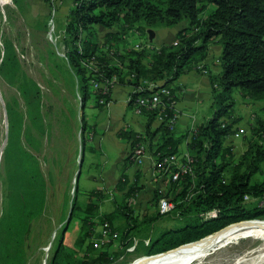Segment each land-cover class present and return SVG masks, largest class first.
<instances>
[{
  "label": "trees",
  "instance_id": "16d2710c",
  "mask_svg": "<svg viewBox=\"0 0 264 264\" xmlns=\"http://www.w3.org/2000/svg\"><path fill=\"white\" fill-rule=\"evenodd\" d=\"M73 1L74 9L66 18V32L61 44L69 71L74 75L81 110L90 101H93V108L103 109L111 102L116 85L129 86L132 89L129 107L134 111L140 108L147 123L145 133L127 130L119 133L129 144L130 153L114 189L115 193L123 194L122 201L115 203L112 212L100 213V202L106 195L103 190L94 189L86 194L85 201L79 200L77 182L71 204L72 219L77 218L82 224L80 246L86 240L89 243L84 255L81 256L80 249L69 254L62 245V234L50 264H113L115 259L110 258V253L114 241H110L104 251L98 252L95 248L97 242L94 240L103 237L97 228L105 223L109 224L110 238L115 240L119 232L120 244L128 247L134 237H140L145 230L149 233L163 218L185 219L183 227L162 232L144 247L146 255L155 256L212 237L235 227L236 223L264 219V205L251 208L245 205L249 199L264 200V116L256 113L248 128L250 134L244 135L247 149L240 156L235 155L233 147L226 145L237 126H241L242 119L236 117L235 91H240L247 105L264 103V0ZM211 7L214 11L207 14ZM183 22H188V26L177 34L172 44L129 46L128 37L134 32L145 35L149 29L174 28ZM96 26L111 30L103 44L99 42ZM214 44L222 47L218 72L211 71L205 64ZM6 45L8 52L0 64V72L13 85L17 83L20 65L12 46ZM193 71H202L209 77L212 88L210 116L178 137L177 112L172 104L179 98L172 86L181 76ZM162 82V86L149 89ZM95 83L99 88H95ZM26 85H21V89L28 112L34 127L42 131L40 99L29 95ZM164 88L169 90V96L161 94L162 102L167 106L163 113L161 109L140 107L139 100L152 98ZM32 103H36L34 108ZM260 111L264 113V106ZM159 115L164 118L160 125L157 123ZM7 117L9 135L4 152L9 202L5 216L0 219V242L17 247L18 241L22 242L32 222L44 210L47 186L37 158L23 146V137L29 138L31 130L25 131V120L17 111L16 102L8 104ZM80 123L85 133L88 128L85 116H81ZM186 141L188 155L181 156L180 147ZM140 147L144 148L145 154L151 152L154 170L164 158L175 155L189 169L185 173L180 171L177 181H172L168 173L166 177L157 175L153 199L156 211L151 216L136 215L129 202L142 190L139 181L132 182L127 173L136 165L134 152ZM188 158L192 162L189 163ZM169 171L179 170L171 167ZM256 175H263V180L254 182ZM162 200L175 204L170 215L160 213ZM213 212L217 213L216 217H206ZM117 222H123V225L117 227ZM0 257L2 264H18L20 256L16 251L9 257L6 253Z\"/></svg>",
  "mask_w": 264,
  "mask_h": 264
},
{
  "label": "rangeland",
  "instance_id": "374dc122",
  "mask_svg": "<svg viewBox=\"0 0 264 264\" xmlns=\"http://www.w3.org/2000/svg\"><path fill=\"white\" fill-rule=\"evenodd\" d=\"M43 1H46L45 3L49 5L47 6V16L42 20L30 18L29 21L28 18L26 19L25 11L20 8L17 9L15 6L20 7L21 0H13L11 5L4 7L3 13L0 12V48L2 50L0 64L5 53L8 52L6 47L8 43L15 51L20 65V71L16 76V84H10L0 72V219L5 216L9 202V180L4 152L9 135L8 104L14 105L15 102L17 103V111L25 120V131L28 128L31 130L29 138L23 137V146L27 152L37 158L47 186L44 210L32 222L30 231L21 240L22 242L18 241L17 247L0 242V255L6 253L9 257L10 254L16 251L19 252L21 258H18V264H50L54 252L61 242L62 234V245L68 249L69 254L80 249L81 256L84 255V250L89 243L86 240L82 246L79 244L82 224L77 218H73L67 228L65 226L75 193L80 158L81 105L77 102L78 95L74 88V75L69 71L62 44L58 38L59 35H57V10L64 0ZM213 11L214 7H211L207 14ZM153 31L155 32H152L151 29L148 30L152 42L162 46L174 38L173 34L176 29L155 28ZM98 39L100 44L105 42H103L104 35H99ZM24 83L27 84L26 88L29 95L35 96V99L38 97L40 99L38 101L39 111L44 124L42 131L37 129L38 127H34L33 119L28 112V105L21 89V85H24ZM37 89L39 91H36ZM234 96L237 102L236 109L238 110L236 117L238 116L242 120L241 126H237L236 132L226 140V145L233 147L235 155L240 156L247 149L244 135L250 134L248 128L254 122L256 113L264 116V113L260 111L264 103H260L258 106L247 105L239 90L235 91ZM35 106L36 103L33 104L32 108ZM94 110L100 111L98 108ZM92 112L94 111L88 107L87 115H91ZM87 121H92V119L88 118ZM110 139V137L107 140L102 139L106 149L104 159H102L103 162L99 164L98 158L94 160L92 176H95L96 179L85 177L88 167L83 170L78 188L79 200L81 201L86 200V194L94 189H99V186H101L98 177L99 172H102L101 166L105 164L108 169H111L121 154L120 148L114 147L115 142L112 143ZM115 174V182H108V185L113 187L120 181L122 172L116 171ZM131 178L133 179V176ZM262 180L263 175H256L253 178L254 182H261ZM102 185L105 187L104 184ZM103 191L106 195L100 202V213H110L114 210L115 203L122 201L123 194L115 193L112 188H104ZM145 191L142 194L148 193L150 195L151 189L149 186ZM245 205L248 208L262 207L264 200L259 198L249 199ZM130 206L136 215L143 216L140 204L133 201ZM209 216L215 217L216 215L213 212ZM262 221L264 219L254 220L236 226L237 230L234 227L212 236L210 238H220L229 234L226 240L214 245L202 244L195 246L197 243L188 245L182 253L175 255L166 264H234L238 258L248 256L264 248V228L250 232V224ZM185 223V219L175 218L174 220L169 216V218L163 219L154 226L153 232L149 231L148 233V230H145L140 234V237H134L133 243L128 247H123L120 244L121 233L118 232L119 235L115 240L109 236L107 238L103 236L99 241L94 240L97 242L95 248L98 249V252L104 251L108 243L114 241L115 246L110 253V258L115 259L113 264H161L165 257L174 254L175 251L150 257L146 255L144 247L149 246L162 232L183 227ZM116 225L117 227L122 226L123 222H117ZM234 229L236 233L232 235ZM97 230L98 233L102 234L103 226H99ZM63 231L64 233H62ZM0 264H2L1 257Z\"/></svg>",
  "mask_w": 264,
  "mask_h": 264
},
{
  "label": "crops",
  "instance_id": "0c3cea01",
  "mask_svg": "<svg viewBox=\"0 0 264 264\" xmlns=\"http://www.w3.org/2000/svg\"><path fill=\"white\" fill-rule=\"evenodd\" d=\"M22 4L20 7L17 5V9H23L25 18L29 19H39L42 20L47 16L48 9L46 1L43 0H21ZM63 4L57 10L58 11V32L57 35L59 40L62 41L64 39V35L66 32V18L74 9V1L73 0H64ZM29 13V14H28ZM188 26V22H183L179 26L173 28L176 29L174 38L168 41L166 44H172L177 34L185 29ZM42 28V27H41ZM98 30V36L104 35V41H106V35L111 32V30L96 26ZM152 32L154 29H151ZM169 30V29H165ZM150 32V31H149ZM148 30L145 35H141L140 33H132L128 37L129 46L136 47L140 44L160 47V45H156L152 42L151 36L148 35ZM152 34V33H151ZM154 34V33H153ZM102 40V38H101ZM145 41V43H143ZM102 42V43H103ZM105 43V42H104ZM164 45V44H163ZM62 48L64 49L63 45ZM62 49V50H63ZM222 55V47L218 44H214L211 46V51L208 59L205 64L209 66L210 70L213 72H218L219 68L217 67L219 58ZM176 89V95L179 100L176 103V112L178 116L177 122V136L180 137L187 133L189 129L195 127L197 125L202 124L209 118L210 108L212 103V88L210 84V80L207 74L200 71H193L188 74H185L179 78V80L172 86ZM132 89L129 86H120L116 85L113 88L112 99L111 102L100 111L94 110V104L92 101L88 102L85 110H81V116H85L86 120L92 119V121H87L88 128L83 131L81 127L80 135V158L78 163V171H80L78 182L83 174V170L88 167L87 173L85 177L87 179L95 178L93 175L92 166L94 165V160L98 158L99 164L103 162L105 154V147L103 145L102 139L105 138L107 140L110 137L112 143L115 142L114 147H118L121 150L120 156L116 159L115 165L112 166L111 169L107 168V165L104 164L102 167V172H99L98 177L100 178L101 186H99L100 190L104 188H112L115 189L118 185V182L113 187L112 185H108V182L114 181L116 178V171L123 172L124 171V161L128 157L130 153L129 144L120 138L119 133L122 130L134 131L137 133H145V126L147 123L146 117H144L141 113H138L137 110L134 111L130 109L129 103L131 98ZM88 107L92 109L91 115H87ZM80 116V118H81ZM108 117V119H107ZM90 133V134H89ZM90 136V138H89ZM90 139V141H89ZM157 138L155 142H157ZM83 142L85 144H83ZM189 142V138H188ZM181 156L188 155V146L187 141L183 143L180 147ZM154 158L151 152H146L145 158L140 165H134L129 168L128 174L129 179L133 182L139 181V185L142 187L141 192L138 194L136 199L131 200L130 202L141 205L142 214L151 216L155 213L156 209L153 206L154 193L156 188V177L157 174L154 170L155 166ZM78 173V172H77ZM77 176V175H76ZM133 176V179L131 178ZM96 179V178H95ZM119 180V179H118ZM105 187H103V185ZM147 186L150 187L151 193L142 194L146 192ZM138 200V201H137ZM106 214V213H102ZM141 214V215H142ZM174 220L175 218L172 217ZM167 219V218H163ZM159 220L156 225L162 221ZM155 225V226H156ZM154 227V226H153ZM154 229V228H153ZM153 229L151 232H153Z\"/></svg>",
  "mask_w": 264,
  "mask_h": 264
},
{
  "label": "built area",
  "instance_id": "2783aa9c",
  "mask_svg": "<svg viewBox=\"0 0 264 264\" xmlns=\"http://www.w3.org/2000/svg\"><path fill=\"white\" fill-rule=\"evenodd\" d=\"M13 3V0H0V12H4V7L7 5H11ZM115 81L112 82V84H114ZM162 86V83H159L157 85H151L149 87V89H153L154 86ZM95 88H99V85L97 83L94 84ZM161 94L167 95L169 96V90L167 88L161 89L160 92L155 93L152 98H146V99H142L139 100L140 102V107L146 108V109H161V113H163L166 109V105L162 102V98H161ZM172 107L175 109L176 108V103L174 102L172 104ZM138 113H141V109L139 108ZM177 115V114H176ZM176 118H178V116H176ZM164 122V118L159 115L158 119H157V123L160 125L161 123ZM174 121L171 120V124H173ZM170 124V128L172 129L173 126ZM145 158V152H144V148L140 147L138 148L135 152H134V160L136 162V165H140L143 162V159ZM191 158H188V162H192V160H190ZM159 168H156L157 170H155L156 174L158 176H161V174H164L163 177H166L165 175H167L166 173H168V177L171 178L172 181H177L180 177V171L182 172H187L189 171L188 169V165H185L182 162V159L179 158L178 156H170V157H166L163 159L162 162H160V164H158ZM171 167H175L177 170H179L178 172L175 173H171V171H169L171 169ZM167 178V179H169ZM170 181V179H169ZM175 204L169 200H162L159 206V211L161 214L163 215H168L171 213V211L174 209ZM215 215H217L216 212H214ZM208 217H210L208 215ZM216 217V216H215ZM213 218V217H210ZM102 235L104 237H110L111 236V230L109 227L108 223H105L103 225V230H102Z\"/></svg>",
  "mask_w": 264,
  "mask_h": 264
},
{
  "label": "bare ground",
  "instance_id": "6f19581e",
  "mask_svg": "<svg viewBox=\"0 0 264 264\" xmlns=\"http://www.w3.org/2000/svg\"><path fill=\"white\" fill-rule=\"evenodd\" d=\"M250 222H252V221L243 222V223L238 224V225H243L245 223H250ZM238 225H236V226L238 227ZM250 225H251L250 232L254 231V230H257V229H263L264 228V221L259 222V223H252ZM236 226H235V229H236ZM236 230L234 232H232V235L236 233ZM226 231H228V230H226ZM226 231H223V232H226ZM223 232H221V233H223ZM228 235L224 236V237H220V238H210V237H208V238L203 240V241L206 240L205 242L201 241L202 243L198 242L197 244L196 243H193V244H196L195 246L202 245V244L214 245V244H217L219 242H222V241L226 240V238H228ZM207 239H209V240H207ZM189 245H192V244H189ZM187 246L188 245L183 246V247L177 249V251L175 250V253L170 255V256H168V257H165V259L163 261H161L162 262L161 264L168 263L175 255H179L180 253H182L187 248ZM234 264H264V248L263 249H259L255 253L250 254L248 256L246 255L244 257L238 258Z\"/></svg>",
  "mask_w": 264,
  "mask_h": 264
},
{
  "label": "water",
  "instance_id": "95a60500",
  "mask_svg": "<svg viewBox=\"0 0 264 264\" xmlns=\"http://www.w3.org/2000/svg\"><path fill=\"white\" fill-rule=\"evenodd\" d=\"M79 174H80V171H78V173H77V176H76V184H77V182H78V178H79ZM72 214H73V209L71 208L70 209V212H69V215H68V218H67V221H66V228H67V226L69 225V223H70V221H71V219H72ZM248 221H254V220H248ZM243 222H247V221H243ZM243 222H240V223H236V224H234V225H238V224H241V223H243ZM234 225H232V226H234ZM232 226H230V227H232ZM227 229V228H226ZM225 230V229H224ZM223 231V230H222ZM221 232V231H220ZM220 232H218V233H220ZM217 233H215V234H213V235H216ZM213 235H211V236H213ZM210 237V236H209ZM208 238V237H207ZM204 239H206V238H204ZM204 239H202V240H200V241H197V242H193V243H198V242H201V241H203ZM193 243H189V244H193ZM189 244H186V245H189ZM186 245H183V246H186ZM182 247V246H181ZM180 248V247H179ZM178 249V248H177ZM174 250H176V249H174ZM173 251V250H172ZM169 252H171V251H169ZM167 253V252H166ZM162 254H165V253H162ZM159 255H161V254H159ZM159 255H155V256H150V257H156V256H159Z\"/></svg>",
  "mask_w": 264,
  "mask_h": 264
}]
</instances>
